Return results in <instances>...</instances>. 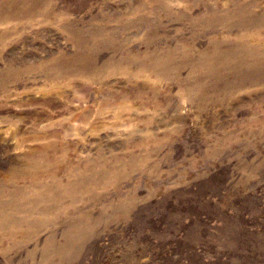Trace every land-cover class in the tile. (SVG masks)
Returning a JSON list of instances; mask_svg holds the SVG:
<instances>
[{
	"label": "rangeland",
	"instance_id": "374dc122",
	"mask_svg": "<svg viewBox=\"0 0 264 264\" xmlns=\"http://www.w3.org/2000/svg\"><path fill=\"white\" fill-rule=\"evenodd\" d=\"M0 264H264V0H0Z\"/></svg>",
	"mask_w": 264,
	"mask_h": 264
}]
</instances>
